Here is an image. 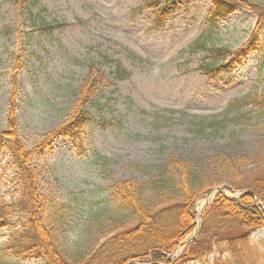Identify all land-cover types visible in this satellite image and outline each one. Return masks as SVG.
<instances>
[{
  "label": "rangeland",
  "instance_id": "obj_1",
  "mask_svg": "<svg viewBox=\"0 0 264 264\" xmlns=\"http://www.w3.org/2000/svg\"><path fill=\"white\" fill-rule=\"evenodd\" d=\"M149 1L37 0L30 12L51 31L36 32L14 0H0V132L10 130L12 111L27 151L48 146L34 158L39 190L54 199L63 218L47 217L46 226L72 262L84 261L114 234L135 226L134 217L117 210L120 199H111L110 188L158 179V166L170 157L195 162L210 190L196 204L200 231V215L217 196L238 200L264 175V109L235 106L228 112L234 100L264 97V47L240 63L227 59L211 77L199 69L208 52L194 49L200 42L206 49L238 52L257 17L240 9L210 28L211 0H158L154 9L140 11ZM114 62L131 76L116 80ZM91 68L103 79L94 98L101 108H90L93 121L76 145L67 138L48 143L81 100ZM101 122L110 124L103 128ZM171 170L181 181L179 170ZM15 178L3 150L0 205L18 199ZM255 204L264 212V204ZM10 232L0 230V263H46L3 252ZM250 236L255 250L244 260L264 264V227ZM184 250L178 246L169 259L180 261ZM205 255L186 264H215L217 258L237 264L230 252Z\"/></svg>",
  "mask_w": 264,
  "mask_h": 264
},
{
  "label": "trees",
  "instance_id": "obj_2",
  "mask_svg": "<svg viewBox=\"0 0 264 264\" xmlns=\"http://www.w3.org/2000/svg\"><path fill=\"white\" fill-rule=\"evenodd\" d=\"M14 1L23 12L29 14L28 17L32 20L36 32L51 31V25L30 12L39 6L37 0ZM157 1L144 2L139 10L154 9ZM211 1L213 9L207 23L210 28L240 9L255 15L257 23L247 43L238 52H233L229 48L206 49L203 43H195L196 51L201 47L208 52L206 61L199 67L206 77L217 73L227 59L232 58L236 63H240L251 52H261L264 47L263 3L253 0ZM114 63L113 75L116 80L123 81L131 76L120 63ZM96 71L91 68L81 100L69 120L51 136V141L48 139V143L59 138H67L74 146L82 140L85 128L93 121L90 108H101L94 98L103 79ZM96 73L98 77L94 78ZM250 105L264 109V97L247 96L234 100L230 103L228 112L236 107L244 108ZM13 117L11 111L10 130L0 132V153L8 150L11 163L16 170L15 180L19 188L17 200L0 205V230L10 228L11 231L7 243L3 245V252L10 250V255L15 258L34 260L44 258L45 264H186L192 260L202 261L206 252L208 254L230 252V256L237 264L250 263L244 260L246 254L255 250L250 233L264 227V212L255 204L254 198L255 196L264 204V175L258 176L249 185L252 195H245L238 200L217 196L206 208L199 236L185 248L180 261L169 259L177 247L195 232L197 201L210 191L198 174L196 163L189 165L176 157H170L166 164L158 166V179L145 183L128 181L110 188L113 193L111 199H120L117 210L134 217L135 226L114 234L84 261H69L62 252L61 244L54 232L46 226L47 217L60 221L63 216L54 199L40 192L38 171L34 164L37 154H42L48 146L44 150L43 145L39 150L27 151L16 134ZM109 124L100 123L103 128ZM202 125L210 127L209 124ZM83 152L85 153V150ZM173 168L179 170L181 181L171 170ZM14 218H18V221L11 222ZM217 231L222 232L220 237ZM211 239L214 241L204 249ZM212 245L220 248V251L214 250ZM223 248L225 250H222ZM220 263L222 260L217 258L215 264Z\"/></svg>",
  "mask_w": 264,
  "mask_h": 264
},
{
  "label": "water",
  "instance_id": "obj_3",
  "mask_svg": "<svg viewBox=\"0 0 264 264\" xmlns=\"http://www.w3.org/2000/svg\"><path fill=\"white\" fill-rule=\"evenodd\" d=\"M249 193L250 192H246V194H249ZM200 219H202V216H200ZM198 232H199V230L197 231V233L195 234V236L189 242L193 241L197 237ZM189 242L184 243L182 246H186Z\"/></svg>",
  "mask_w": 264,
  "mask_h": 264
}]
</instances>
